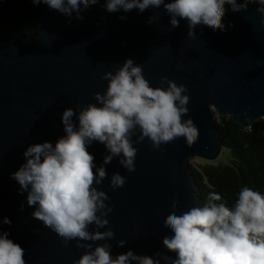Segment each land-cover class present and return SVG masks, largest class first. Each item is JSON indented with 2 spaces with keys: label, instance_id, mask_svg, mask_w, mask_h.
<instances>
[{
  "label": "water",
  "instance_id": "water-1",
  "mask_svg": "<svg viewBox=\"0 0 264 264\" xmlns=\"http://www.w3.org/2000/svg\"><path fill=\"white\" fill-rule=\"evenodd\" d=\"M104 3L99 0L83 12L82 21L73 14L71 23L46 5L31 37L0 28V220L12 221L11 226L0 224V231H8L9 238L25 249L26 264H73L84 249L75 241L63 244L32 217L34 206L27 205V193H18L20 186L10 174L25 163L23 152L29 145L54 144L63 136V111L95 103L94 94L107 88L101 77L114 73L126 59L143 65L152 87L167 77L187 88L191 103L186 119L195 123L199 134L191 145L181 140L162 145V151L153 149L147 138L134 144L138 149L134 172L123 168L118 158L105 166L107 178L95 186L109 197L106 203L113 211L109 224L99 231L111 228L115 235L93 247L108 243L113 256L133 250L160 264H168L165 256L175 259L164 244L171 235L165 221L174 211L203 203L190 159L214 162L221 155L218 117H231L244 129L264 120V17L257 4L239 13L226 5L227 30L197 28L193 40L187 36L185 20L171 28L163 6L125 14L108 13ZM122 15L125 20L119 19ZM151 16L155 20L149 25ZM88 151L97 167L109 154L99 142ZM117 172L126 183L113 191L110 179ZM174 200L179 201L175 209ZM96 230L90 226V231Z\"/></svg>",
  "mask_w": 264,
  "mask_h": 264
},
{
  "label": "clouds",
  "instance_id": "clouds-1",
  "mask_svg": "<svg viewBox=\"0 0 264 264\" xmlns=\"http://www.w3.org/2000/svg\"><path fill=\"white\" fill-rule=\"evenodd\" d=\"M99 0H32V4L47 5L68 18L73 14L84 20L83 12ZM257 4L264 17V0H105L108 13L132 10L143 13L163 6L170 17L171 28L185 20L187 36L196 39V30L225 32L224 18L230 6L233 13L247 11ZM126 19V15L119 17ZM151 16L147 23L153 24ZM264 25V20L261 21ZM228 27H233L229 24ZM107 81L103 94L95 93V103L67 108L61 122L64 135L56 142L31 144L23 152L25 163L10 174L19 184L18 193H27V205L34 206L32 217L55 232L67 245L76 242L84 253L73 264H160L159 259L138 255L133 250L113 256L111 245L93 247L94 242L111 239L114 231H99L109 224L107 217L113 207L109 197L95 185L107 178L106 165L114 158L129 173L135 171L137 147L146 138L155 150L162 145L197 141L199 130L189 117L191 98L183 84L162 77L160 86L152 87L143 74V65L128 58L114 73L101 77ZM166 85V86H165ZM75 117V120H74ZM136 136L137 139L132 138ZM93 142L105 146L109 154L97 167L88 148ZM126 183V177L114 173L110 179L113 191ZM179 201H173V209ZM21 203L20 210L23 211ZM8 217L0 224L11 226ZM171 235L164 241L175 259L165 256L168 264H264V192L244 186L235 202L229 206L221 194L209 192L206 202L194 203L186 211L173 212L166 221ZM95 225L96 231H90ZM0 231V264H26L25 249ZM93 242V243H85ZM121 240L118 247H124Z\"/></svg>",
  "mask_w": 264,
  "mask_h": 264
},
{
  "label": "trees",
  "instance_id": "trees-1",
  "mask_svg": "<svg viewBox=\"0 0 264 264\" xmlns=\"http://www.w3.org/2000/svg\"><path fill=\"white\" fill-rule=\"evenodd\" d=\"M45 6H35L32 0H0V28L31 37ZM217 127L224 150L231 154L230 164L191 169L202 202L215 191L231 206L244 186L264 192V120L244 129L231 117H218Z\"/></svg>",
  "mask_w": 264,
  "mask_h": 264
},
{
  "label": "rangeland",
  "instance_id": "rangeland-1",
  "mask_svg": "<svg viewBox=\"0 0 264 264\" xmlns=\"http://www.w3.org/2000/svg\"><path fill=\"white\" fill-rule=\"evenodd\" d=\"M231 154L227 150H223L221 155L218 157V159L214 162L206 161L200 158H192L190 159V166L198 168L199 166H204L208 163H211L215 166H220V165H229L231 162Z\"/></svg>",
  "mask_w": 264,
  "mask_h": 264
}]
</instances>
